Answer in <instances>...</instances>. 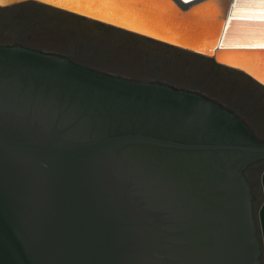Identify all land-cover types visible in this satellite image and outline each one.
I'll return each mask as SVG.
<instances>
[{"label": "water", "instance_id": "1", "mask_svg": "<svg viewBox=\"0 0 264 264\" xmlns=\"http://www.w3.org/2000/svg\"><path fill=\"white\" fill-rule=\"evenodd\" d=\"M33 1L264 87V20L235 18L238 0ZM242 22L261 38L230 42ZM262 159L264 140L200 92L0 44V264H264L245 173Z\"/></svg>", "mask_w": 264, "mask_h": 264}, {"label": "rangeland", "instance_id": "2", "mask_svg": "<svg viewBox=\"0 0 264 264\" xmlns=\"http://www.w3.org/2000/svg\"><path fill=\"white\" fill-rule=\"evenodd\" d=\"M13 43L68 55L109 74L198 91L231 109L264 140V87L211 57L32 0L0 6V44ZM263 172L264 159L246 171L257 222Z\"/></svg>", "mask_w": 264, "mask_h": 264}, {"label": "bare ground", "instance_id": "3", "mask_svg": "<svg viewBox=\"0 0 264 264\" xmlns=\"http://www.w3.org/2000/svg\"><path fill=\"white\" fill-rule=\"evenodd\" d=\"M185 1L187 2L189 0H185ZM6 2H10V1L0 0V3L2 4H5ZM232 13L234 14L235 18L251 19V20L252 18H257L255 19V21L264 20V0H238ZM219 16H220V11L218 17ZM233 27H235V31H233V36L230 42L250 40V38L256 35L257 33L260 35V27L255 22L252 23L242 22L236 24ZM255 37L261 38V35L260 36L257 35ZM254 41L263 42V40L261 39H255ZM221 60L229 62L225 57L221 58Z\"/></svg>", "mask_w": 264, "mask_h": 264}, {"label": "flooded vegetation", "instance_id": "4", "mask_svg": "<svg viewBox=\"0 0 264 264\" xmlns=\"http://www.w3.org/2000/svg\"><path fill=\"white\" fill-rule=\"evenodd\" d=\"M14 44H19V45H22V46H24V47H28V46H25V45H23V44H21V43H13V44H7V45H14ZM28 48H31V47H28ZM32 49H36V48H32ZM36 50H41V49H36ZM57 54H59V53H57ZM60 55H64V54H60ZM64 56H68V55H64ZM70 58V57H69ZM71 59V58H70ZM73 60V59H72ZM198 92V91H197ZM228 108V107H227ZM256 162H258V161H256ZM256 162H254V163H252V164H250L249 166H248V168L245 170V173H246V171L250 168V167H252ZM246 176H247V174H246ZM248 178V177H247Z\"/></svg>", "mask_w": 264, "mask_h": 264}]
</instances>
